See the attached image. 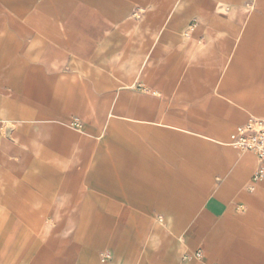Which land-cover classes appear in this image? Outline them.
Wrapping results in <instances>:
<instances>
[{
	"label": "crops",
	"instance_id": "0c3cea01",
	"mask_svg": "<svg viewBox=\"0 0 264 264\" xmlns=\"http://www.w3.org/2000/svg\"><path fill=\"white\" fill-rule=\"evenodd\" d=\"M250 118L264 0H0V264H264Z\"/></svg>",
	"mask_w": 264,
	"mask_h": 264
},
{
	"label": "built area",
	"instance_id": "2783aa9c",
	"mask_svg": "<svg viewBox=\"0 0 264 264\" xmlns=\"http://www.w3.org/2000/svg\"><path fill=\"white\" fill-rule=\"evenodd\" d=\"M192 29V27H191ZM229 145L244 152L252 153L258 162V167L251 177V183L264 180V119L250 118L244 125L238 126L229 136ZM100 261L110 264L111 255L102 253Z\"/></svg>",
	"mask_w": 264,
	"mask_h": 264
},
{
	"label": "rangeland",
	"instance_id": "374dc122",
	"mask_svg": "<svg viewBox=\"0 0 264 264\" xmlns=\"http://www.w3.org/2000/svg\"><path fill=\"white\" fill-rule=\"evenodd\" d=\"M46 224H47V225H50V226H53V220H52V219H46ZM17 236H18V235H17ZM47 236H48V235H47ZM66 236H68V235H64V234H63V237H66ZM105 253L109 254L108 252H105ZM105 253H104V254H105ZM101 254H102V253H101ZM101 254H100V255H101ZM100 257H101V256H100Z\"/></svg>",
	"mask_w": 264,
	"mask_h": 264
}]
</instances>
